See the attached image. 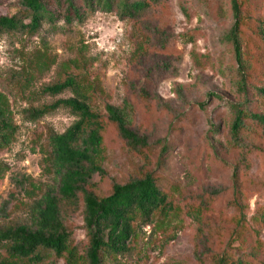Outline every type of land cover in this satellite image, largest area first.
I'll return each instance as SVG.
<instances>
[{"label": "rangeland", "instance_id": "obj_1", "mask_svg": "<svg viewBox=\"0 0 264 264\" xmlns=\"http://www.w3.org/2000/svg\"><path fill=\"white\" fill-rule=\"evenodd\" d=\"M239 1L246 93L238 89L241 68L227 41L234 24L231 0H161L137 19L95 12L71 25L45 23L37 34L0 26V108L10 126L0 131V232L32 225L34 205L58 185L50 136L65 133L78 118L67 108H54L74 97L72 91L57 95L48 88L68 78L76 80L97 113L130 101L134 129L152 144L136 154L110 128L105 192L113 181L125 183L150 172L185 209L199 208L201 198L213 191L220 194L210 197L202 219L140 225L131 252L107 257L105 264H215L213 256L231 239L220 234L235 227L229 219L236 209L229 201L236 169L247 222L254 227L264 208V136L259 125L248 122L236 144L231 127L237 106L264 115L259 94L264 0ZM26 15L20 0H0V19ZM142 92L150 98L143 99ZM158 141L169 150L160 167L164 144ZM61 207L76 249L73 260L41 250L35 263L13 256L10 243L0 240V264H82L89 249L83 202ZM256 230L264 243V227Z\"/></svg>", "mask_w": 264, "mask_h": 264}, {"label": "trees", "instance_id": "obj_2", "mask_svg": "<svg viewBox=\"0 0 264 264\" xmlns=\"http://www.w3.org/2000/svg\"><path fill=\"white\" fill-rule=\"evenodd\" d=\"M20 1L26 17L1 18L0 26L8 31L37 34L45 23L54 25L63 21L71 25L82 22L88 14L95 12L117 11L122 19H137L161 0ZM231 9L234 24L227 35V41L232 45L241 68L238 89L246 93L248 77L245 74L242 49L243 13L240 1L231 0ZM261 35L264 40V28ZM67 90H71L74 97L59 101L54 108H67L78 120L65 133L50 136L52 166L57 174L58 185L34 205L32 225H19L0 232V240L10 243L13 256L39 263V252L45 250L57 257L68 255L70 260L75 258L76 249L71 247L72 233L62 214L63 202L72 205H78L81 200L83 202L89 249L82 264H105L107 257L129 254L140 225L147 226L185 216L202 219L203 212L209 211L212 205L210 197L219 196V192L213 191L201 198L199 208L189 206L185 209L160 188L150 172L125 183L113 181L105 192L102 185L108 175L103 163L110 128H114L118 137L136 154L142 155L152 148V144L134 129L135 110L130 101H124L121 106L107 105L105 114H100L93 110L90 97L84 94L74 78L48 88L49 92L57 95ZM259 94L264 99V88L259 89ZM141 96L146 100L150 98L147 92H142ZM39 117L37 113L35 118ZM248 122L259 125L264 136V115L237 106L234 108L231 127V135L236 144H241L240 134ZM9 129L0 108V131ZM162 143L158 141V144ZM168 152L167 144H164L159 167ZM238 173L236 169L229 201L236 209V216L229 219L235 227L227 226V230L220 234L226 233L231 239L221 253L213 256V260L215 264H264V257L259 260L264 253V243L258 239L256 230L259 226L264 227V208L260 209L255 226H250L245 213V195L237 179ZM235 244L238 247H234Z\"/></svg>", "mask_w": 264, "mask_h": 264}]
</instances>
